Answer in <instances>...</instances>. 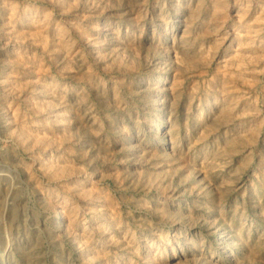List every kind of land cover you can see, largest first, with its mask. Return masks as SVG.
<instances>
[{"label":"rangeland","instance_id":"obj_1","mask_svg":"<svg viewBox=\"0 0 264 264\" xmlns=\"http://www.w3.org/2000/svg\"><path fill=\"white\" fill-rule=\"evenodd\" d=\"M0 264H264V0H0Z\"/></svg>","mask_w":264,"mask_h":264}]
</instances>
